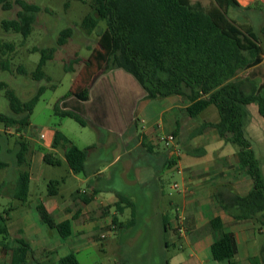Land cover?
Masks as SVG:
<instances>
[{
    "label": "crops",
    "instance_id": "0c3cea01",
    "mask_svg": "<svg viewBox=\"0 0 264 264\" xmlns=\"http://www.w3.org/2000/svg\"><path fill=\"white\" fill-rule=\"evenodd\" d=\"M210 1L190 0L192 4L199 2L203 5ZM236 2L239 7L229 10L234 13L233 21L240 20L237 25L251 28L264 50L254 27V23L261 20L259 29L264 38V0ZM262 67L264 60L259 67L240 73V77L262 84L264 77L259 79ZM115 73L124 79L132 77L122 69L108 73L102 71L92 79L87 101L70 98L65 101L64 108H60L78 113L87 122L86 127L80 126L81 130L74 128L75 133H69L64 121L36 130L30 123L28 130L25 128L17 134L26 143L24 157L29 164L30 196L26 203L14 199L19 172L26 170L19 169L15 158L0 173V202L3 207L0 213L11 210L10 235L13 229L17 231L19 238L30 244L33 254L36 247L52 251L51 255L57 256L58 264L62 259L58 250L67 247L82 264L80 256L85 252L99 249L107 254L105 242L116 230L125 229L127 225L135 227L140 222L139 209L144 207H138L137 196L141 194L144 200L152 202L150 217L144 224L149 225L153 217L160 220L165 233V248L177 246L180 240L183 247L186 245L191 250L188 258L174 256L169 264H225L214 261L212 257L211 248L216 237L208 226L213 218H220L226 231L235 234L237 264H252L251 261L260 256L264 228H258L251 222L235 224L232 217L217 207L212 195L218 186L228 184L246 198L252 191L253 182L240 166L235 147L226 144L216 130L192 137L203 124L219 122L217 108L211 106L192 120L186 112L191 105L189 101L180 96L147 100L144 89L132 77L129 78L130 84L139 93L133 100L137 104L136 109L127 116L124 113V106L129 102L127 96H118L113 86L101 84L103 78ZM255 73L257 77H253ZM93 88L94 91L99 89L96 96ZM254 109L255 104L247 107L245 129L253 125ZM58 131L69 139L70 144H61L54 149ZM174 132H177L176 136ZM170 134L175 136V143L168 149L163 140ZM15 143L16 140L13 148L8 150L13 154ZM72 146L82 150L94 147L88 154L83 174H75L65 158V150ZM201 150L205 155H199ZM46 154H53L47 163L44 160ZM55 160L59 165H53ZM261 170L264 176L263 166ZM174 176L180 179L182 189L178 196L167 197L165 186ZM56 183L59 185L53 190L55 196L51 197L49 185ZM128 203L134 207L135 218ZM39 205L44 206L56 223L70 222L72 235L64 240L56 231L49 230L37 212ZM118 205L121 206L120 212L116 209ZM122 262L120 260L117 264ZM93 264L101 263L97 260Z\"/></svg>",
    "mask_w": 264,
    "mask_h": 264
},
{
    "label": "trees",
    "instance_id": "16d2710c",
    "mask_svg": "<svg viewBox=\"0 0 264 264\" xmlns=\"http://www.w3.org/2000/svg\"><path fill=\"white\" fill-rule=\"evenodd\" d=\"M74 1L89 3L93 11L82 22L87 32L95 31L100 22H105L107 29L100 35L99 48L85 62L74 87L55 105V114L86 127L87 122L78 113L62 111L59 105L70 98L87 101L92 79L110 69H122L130 74L144 89L147 100L183 97L191 103L186 112L192 120L215 106L219 122L203 124L192 137L216 130L226 144L235 147L239 164L251 178L253 188L250 195L243 198L230 185L223 184L214 190L212 199L220 210L233 218L235 224L251 222L258 228H264V176L244 128L247 107L252 104L258 106L264 119V83L257 84L249 78L240 77V73L263 63L264 50L251 28L239 26L229 18L230 8L239 7L236 0H211L206 6L199 2L192 4L190 0ZM14 5L22 9L18 20L4 21L3 29L22 34L26 40L31 33L26 14L38 13L40 8L25 0H0V8L4 11H11ZM72 35V28L63 30L58 47L65 46ZM0 51H13V45L0 42ZM35 52L41 53L42 57L32 73V79L37 82L50 81L44 68L54 59L57 48L36 49ZM109 64H112L110 69ZM3 70H10L8 63L3 64ZM18 71L28 75L23 67ZM0 87L6 90L5 96L12 113L10 116L0 115V124L17 127L20 133L29 127L31 115L46 88H39L32 99L24 102L6 84L1 83ZM7 141L8 138L0 136V171L9 167V162L4 159ZM61 144L69 145L70 141L58 131L53 148L57 149ZM15 147V154L11 153L15 155L19 169L26 170L19 172L14 199L26 203L30 196L29 164L24 157L26 143L20 138ZM93 148L82 150L72 146L65 150L67 163L75 174L85 172V162ZM199 155H205V151L201 150ZM51 158L53 154H46L44 160L47 163ZM53 165H59V161L55 160ZM57 185H49V196H55L53 190ZM127 206L132 209L135 218L133 205L128 203ZM116 209L120 212L121 206H116ZM10 212L0 213V249L10 254V263L6 264H34L30 244L24 238L11 239L8 226ZM37 212L43 224L49 230L56 231L61 239L72 235L70 222L56 223L42 205L37 207ZM208 227L216 237L211 248L214 261L237 264L235 234L226 231L220 218H213ZM251 263L264 264V242L260 256ZM60 264L80 262L76 255L70 254L62 258Z\"/></svg>",
    "mask_w": 264,
    "mask_h": 264
},
{
    "label": "rangeland",
    "instance_id": "374dc122",
    "mask_svg": "<svg viewBox=\"0 0 264 264\" xmlns=\"http://www.w3.org/2000/svg\"><path fill=\"white\" fill-rule=\"evenodd\" d=\"M25 1L40 8L38 13L26 14V19L31 24V33L26 40L22 34H17L13 31L7 32L2 26L6 20H18V14L22 9L16 5L11 11H4L0 8V42L13 45V51H0V84H6L24 102L32 99L39 88L45 87L46 91L31 115V125L36 130L42 128V126L59 125L64 121L66 131L75 133L74 128L81 130L80 125L74 120H64L57 116L54 107L74 87L85 62L89 59L91 53L99 48V37L107 29V26L105 22H100L98 28L91 33L83 28L82 22L84 18L93 13L89 3L84 4L74 0ZM208 4L209 2H206L204 5ZM233 14V11L228 14L231 20L234 19ZM260 21L257 20L254 23V27L264 46L263 34L259 29L261 27ZM236 23L240 24V20H237ZM67 28L73 29V35L65 46L58 47L60 34ZM49 48H57L54 59L49 61L44 68L50 81L37 82L31 76L42 56L41 53L35 52V50ZM5 63L9 64L10 70H3V64ZM111 65L109 64V69ZM20 67L27 71V76L19 73L18 69ZM109 71L111 69L104 71V73ZM259 74V79H262L264 77V67L259 70ZM129 78L132 77L124 79L121 74L115 73L101 80V84L106 83L109 86H113L116 95L127 96L129 102L124 106V113L127 116L132 113L133 109H136L137 104L133 100L139 93L134 85L130 84L131 80ZM98 88L95 91L94 88L92 90L95 96L99 92ZM5 93L6 90L0 87V115L10 116L12 113ZM253 115V125L247 126L245 133L252 144L256 158L259 160L260 165L264 167V119L258 114L257 105H255ZM17 134H19L17 127H6L4 124H0V136L8 138L4 154V159L7 162L15 159V156L11 153L12 151L9 152L8 150L13 148L14 140L20 139ZM0 173L2 174L3 171ZM168 181L165 186L167 197L170 195L178 196V191L173 190L172 185L178 182L180 189H182L180 179L174 176V178L170 177ZM5 202L7 203V201ZM151 204V200H144L141 194H138L137 205L139 208L142 205L144 207L143 210L139 209L138 218L140 222L135 227L127 225L125 229L116 230L115 234L105 242L108 246L107 254L99 249L98 251L85 252L86 254L80 256L81 263L93 264L98 260L101 264H117L118 261L123 260L127 264H167L174 256L181 255L184 258H188L191 250L186 245L183 247V243L180 240L177 241V246L169 249L165 248L163 243L165 233L157 217H153L149 225L144 224V221L150 217ZM2 211L3 207L0 202V212ZM19 237L20 234L13 229L11 239L15 240ZM177 238L180 239L179 236ZM115 249L116 251L113 252ZM51 252L47 249L42 250L36 247L33 255L34 264H58L57 256H52ZM71 253L72 251L67 247H62L58 250L60 258L66 257ZM0 256H2L0 257V264L10 263V254H6L0 249Z\"/></svg>",
    "mask_w": 264,
    "mask_h": 264
},
{
    "label": "built area",
    "instance_id": "2783aa9c",
    "mask_svg": "<svg viewBox=\"0 0 264 264\" xmlns=\"http://www.w3.org/2000/svg\"><path fill=\"white\" fill-rule=\"evenodd\" d=\"M59 106L61 109H63L64 108V102H61ZM163 142H164L166 148H168V149L172 148L174 143H175V136L173 134H170L164 138ZM173 190L180 191V186L178 184H174ZM102 238L104 239L105 236H102Z\"/></svg>",
    "mask_w": 264,
    "mask_h": 264
}]
</instances>
